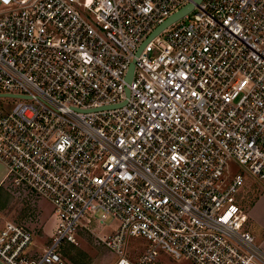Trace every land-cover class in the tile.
Masks as SVG:
<instances>
[{"label":"built area","instance_id":"built-area-1","mask_svg":"<svg viewBox=\"0 0 264 264\" xmlns=\"http://www.w3.org/2000/svg\"><path fill=\"white\" fill-rule=\"evenodd\" d=\"M0 98L17 100L3 182L55 219L41 253L6 221L0 264H65L82 235L115 264H264L246 210L264 192V0H0Z\"/></svg>","mask_w":264,"mask_h":264},{"label":"rangeland","instance_id":"rangeland-1","mask_svg":"<svg viewBox=\"0 0 264 264\" xmlns=\"http://www.w3.org/2000/svg\"><path fill=\"white\" fill-rule=\"evenodd\" d=\"M16 102L17 100L13 98H0V104L6 110L11 109ZM237 169V166L233 167L234 171ZM250 201L251 199L248 200V205ZM3 203L5 205L0 208V230L6 221L28 227L33 232L32 247L41 253L51 240L55 224L51 203L44 197L22 196L9 188H6L5 196L3 195ZM82 221L87 223L86 218H83ZM115 224L114 221L110 226ZM92 227L100 235L111 233V228L108 225L100 228L96 223H92ZM255 233L259 238L262 236L258 231ZM256 241L259 242V239ZM77 242L78 245L64 244L71 248L67 254L61 252L65 264H115L116 256L106 247L99 245L91 236L82 235L78 237ZM145 245L146 242L140 238H132L127 241V248L132 251L135 249L141 251ZM161 258L166 264H190L186 260L173 261L164 256Z\"/></svg>","mask_w":264,"mask_h":264},{"label":"crops","instance_id":"crops-1","mask_svg":"<svg viewBox=\"0 0 264 264\" xmlns=\"http://www.w3.org/2000/svg\"><path fill=\"white\" fill-rule=\"evenodd\" d=\"M5 176V167L0 162V208H3L5 203H3V195L6 193V183L3 182ZM250 204L247 205V215H248V226L250 231L256 239H259L258 244H260L262 250L264 251V192L256 190V193L252 192ZM6 221V220H5ZM259 232V236L255 233Z\"/></svg>","mask_w":264,"mask_h":264},{"label":"water","instance_id":"water-1","mask_svg":"<svg viewBox=\"0 0 264 264\" xmlns=\"http://www.w3.org/2000/svg\"><path fill=\"white\" fill-rule=\"evenodd\" d=\"M199 1V0H198ZM191 6H187L182 8L180 11L174 13L173 15H171L162 25H160L154 32L153 34H155L156 32H158L161 28H163L164 26H166L167 24H169L170 22L176 20L177 18H179L183 13H185L188 9H190ZM132 70H133V64L130 65L128 73H127V80H130L131 76H132Z\"/></svg>","mask_w":264,"mask_h":264},{"label":"trees","instance_id":"trees-1","mask_svg":"<svg viewBox=\"0 0 264 264\" xmlns=\"http://www.w3.org/2000/svg\"><path fill=\"white\" fill-rule=\"evenodd\" d=\"M70 245H73V244H70ZM71 248L70 247H66L64 246L63 250H62V253L63 254H67L68 253V250H70ZM75 262H77V260H74Z\"/></svg>","mask_w":264,"mask_h":264}]
</instances>
